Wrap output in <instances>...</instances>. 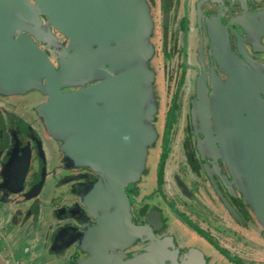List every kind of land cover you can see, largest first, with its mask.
<instances>
[{
    "label": "water",
    "instance_id": "1",
    "mask_svg": "<svg viewBox=\"0 0 264 264\" xmlns=\"http://www.w3.org/2000/svg\"><path fill=\"white\" fill-rule=\"evenodd\" d=\"M40 15L65 46L42 31ZM259 24L243 28L264 34ZM149 29L144 0H0V92L40 89L45 100L37 110L47 132L61 141L67 165L89 168L102 178L79 193L87 209L81 224L57 232L56 239L65 235L61 249L79 241L75 264H161L174 256L158 246L131 258L121 254L143 232L131 220L125 187L139 178L146 147L156 137L149 124L155 114ZM40 41L55 46L57 66ZM227 74L225 84L213 90L216 137L207 88L201 77L197 80L200 130L214 157V140L220 144L229 172L264 229V72L235 62ZM71 86L79 87L63 91ZM23 167L15 192L22 188ZM44 175L42 165L28 200L39 194ZM153 214L146 216L149 225L159 218ZM201 261L192 252L186 264ZM0 264H7L1 254Z\"/></svg>",
    "mask_w": 264,
    "mask_h": 264
},
{
    "label": "flooded vegetation",
    "instance_id": "2",
    "mask_svg": "<svg viewBox=\"0 0 264 264\" xmlns=\"http://www.w3.org/2000/svg\"><path fill=\"white\" fill-rule=\"evenodd\" d=\"M144 1L150 17V29L146 41L149 42L152 54L157 56L159 62L152 63V59H149L147 65L153 75L150 86L151 98L155 106L156 103L159 104V96L156 94L155 87L156 74L160 73L165 84H162L161 93L163 92L165 99L168 98L166 100L168 113L172 110L173 114L165 115L159 134L155 127V123L158 122V115L155 112L149 123L155 131V140L146 147L139 178L131 186L125 187L131 220L135 225L142 226L143 232L121 254H124L125 258H131L158 246L160 251L168 252L169 256L174 254L161 264H186L192 252H197L202 256V264H211L210 256L198 244L191 248L179 247L185 238L179 232L173 235L170 230L168 231L169 216L160 207L164 203L166 208L174 212L178 220L184 226L191 228L200 239L210 244L215 243L211 239L215 236L229 246L232 251H226L223 254L221 264H262L257 262V253L264 252L263 244L259 247L258 243L262 238L264 239V229L255 217L251 206L246 202L244 194L238 188L236 178L229 172L220 144L214 140L215 148L218 150V156L214 157L203 141L204 136L200 130L199 116L196 111V84L198 78L201 77L207 88L210 127L213 137H216L212 96L220 84H225L228 78L227 70L234 67L235 62H239L247 67L249 63H252L264 72V34L249 32L243 28L248 23L254 27L260 25L259 23L264 24V16L260 14L264 13V0ZM40 18L42 31L51 32L59 45L65 46L66 40L54 29L45 25L42 15ZM47 28L50 30L48 31ZM37 44L46 51L51 61L57 66L58 55L55 53V46L42 41ZM51 48L54 49L56 58L49 51ZM134 64L141 63L135 62ZM76 87L79 86H71L63 91ZM37 90L44 96L40 89L32 91ZM18 95L23 94L5 95L0 92V102ZM37 107L38 104H35L30 110L32 112L30 121L25 120L16 110H7V113L0 110V202L15 205L14 207L9 206L12 208L11 213L2 221L0 217V223L14 227L26 225L27 229L36 224L33 228L36 230L39 219L38 196L55 177L57 182L53 181L52 194L55 192L62 198L61 202H55L53 205V221L47 224L48 228H45L47 236L44 237L45 243L42 244L41 251L44 250L54 260L59 261L58 264H75L79 241L72 242L66 248L61 249L65 235L56 239L57 232L63 228L77 227L81 224L79 219L85 217L87 209L81 204L79 193L80 191L85 193L96 180L102 178L99 173L89 168L67 165L60 150L61 141L59 138L51 137L47 132ZM178 113L182 114L184 119L177 126L176 122L170 118H174ZM46 140L52 142V146L58 151L57 170L47 171L44 154V141ZM174 144L180 151V157L174 158L172 171L169 170L167 161L171 158ZM157 145V162L151 168L147 160L151 149L156 150ZM24 164L27 167L22 188L15 192L14 190L21 182L20 177ZM42 165L45 170L43 186L36 197L28 200L27 192L37 181ZM150 176H152V182L147 184ZM142 190L145 191L141 194ZM197 192L202 194V198H197ZM139 195H141V201L135 202V198ZM194 200L205 205L207 209L198 211L196 206L194 207ZM31 202L32 204L28 205ZM192 202L194 205L191 204ZM211 204L218 205L224 212L209 208ZM212 210L215 214L211 215L209 211ZM35 211L37 212L34 214ZM150 211L154 212L153 217H159L153 225L147 224L145 220ZM232 216L239 222L232 223ZM195 220L201 224L196 223ZM209 225L214 226L213 229H209ZM223 227L229 229L223 231ZM252 229L256 232L255 240L248 233H251ZM185 237L190 239L188 235ZM253 241L263 251L258 249L252 251L250 246L253 245Z\"/></svg>",
    "mask_w": 264,
    "mask_h": 264
},
{
    "label": "rangeland",
    "instance_id": "3",
    "mask_svg": "<svg viewBox=\"0 0 264 264\" xmlns=\"http://www.w3.org/2000/svg\"><path fill=\"white\" fill-rule=\"evenodd\" d=\"M59 40L61 41V38H59ZM49 51L56 58V56L54 54V49L51 48ZM156 57L157 56H155L154 53L151 54L150 59H152V61H153L152 63H156V62L159 63ZM160 62H161V60H160ZM156 70H158V69H156ZM160 76H161L160 73L156 74L157 83H156V87H155L156 94L159 96V99H158L159 104L156 103V106H155V112L158 115V122L155 123V127L157 128V131L159 134L161 133V125H162V122L164 121L165 115L166 114L167 115L173 114L172 110H170V113H168L167 103H166V100L168 98L165 99L163 92L161 93V91L163 90L162 84L163 85H165V84L162 81ZM152 86H153V84H152ZM21 94H23V95H18L16 97L11 98V99L6 98V99L2 100L0 102V106H2L0 110H2V112L4 111L5 113H7V110L8 111H10L11 109L16 110L17 112H19V114L21 116L24 117L25 120L30 121L31 116H32L31 115L32 112H30V110L32 108H34L35 104L39 105L41 102H43L45 100V97L42 94H40L38 90L37 91H31V92L29 91L26 94L25 93H21ZM167 95H168V93H167ZM181 111L183 113V110H181ZM170 119L175 121L177 126H178V124H181V122H183L184 118H182V114L178 113L177 115H175L174 118L171 117ZM156 124H157V126H156ZM178 128H180V127H178ZM172 135L170 136L171 138H172ZM48 137L51 138L52 136L51 137L48 136ZM52 145H53L52 142H48V140L44 141V151H45L44 154H45V158H46L47 171L50 169H52V170L58 169V163H57L58 159H59L57 157L58 151ZM151 150L152 151H150V154H149L150 156L148 158L149 159L148 166H150L152 168L153 163L157 162L156 158H157V154H158V145H157L156 150H155V148H152ZM178 157H180V151H178L177 147L174 146L171 158H178ZM149 171L151 172V170H149ZM50 173H53V172H50ZM54 173H56V172H54ZM54 175H52V177ZM56 177H57V175H56ZM54 180H55V177H54ZM53 181H49V183L44 187L41 194L38 196V198H39V201H38L39 219H38V224H37L36 230H33V228L35 227L36 224L27 229L25 227L26 225H24L22 227H18V226L14 227L12 225L4 226L2 223H0V239H1L0 240V254L5 259L7 264H14V260H18V262H21L24 264H58L59 263V261L54 260L53 257L51 255H49L47 252H45L44 250L41 251L42 244L40 245L42 238L47 236V232H45V228L49 227V225H47V224H50L53 221V219H52L53 205L55 204V202H59L60 199L62 198L61 195H57L55 192L52 194L51 188L53 187ZM55 181L57 182V180H55ZM149 182L150 183L152 182V176L148 177V180L146 183L149 184ZM144 191L145 190H142L141 194ZM197 198H199V199L202 198V194L197 192ZM140 199H141V195H139L138 198H135L134 201L135 202H137L138 200L141 201ZM194 202H195V205L193 202L191 204H193L194 207L196 206L195 208L198 209V211H202V209H207V207L205 205L199 204L196 200H194ZM31 204H32V202L28 203V205H31ZM136 205L137 204H135V206ZM9 206L14 207L15 205L14 204L13 205L5 204L4 201L0 202L1 221L3 219H5V217L7 215H9L11 213L12 208ZM16 206H19V205H16ZM160 207H162L168 213V216H169L168 217V231L170 230L173 235H176L179 232L185 238L184 239L185 241L181 242L179 247L191 248L192 246H197V244H198V246L200 248H202L203 251L207 255L210 256L211 264H215V263L221 264V262L223 263V254L226 251L227 252L232 251L229 248V246H227V244L225 242H222L221 240H219L215 236L211 239L215 243L217 242L216 244L215 243L209 244V243L205 242V240L200 239L196 235V233H194L191 230V228L184 226L178 220L177 215H175L174 212L168 210L164 203H162ZM209 208H212V207H209ZM36 212L37 211H35L34 214ZM209 213L212 215V214H215V211L212 210V211H209ZM199 215H201V214H199ZM190 217H191V219H193L192 215ZM30 220H31V218H30ZM231 220H233L232 223L239 222L236 219H234L233 216L231 217ZM195 222L198 224H201V222H199V221L195 220ZM213 227L214 226L211 227L209 225V229L210 228L213 229ZM227 229H229V228L228 227L222 228L223 231H226ZM251 231L253 232V229ZM185 235L190 236V239H189V237H185ZM263 242H264V239L262 238V240L258 242L259 247L262 246V244L264 246ZM187 243H190V244H187ZM239 243H241V242L239 241ZM179 247L177 246V248H179ZM220 247H222V248L220 249ZM259 247H257V243L253 241V245L250 246V249L252 251H257V249L260 251H263ZM257 262L264 264V252L263 253H257Z\"/></svg>",
    "mask_w": 264,
    "mask_h": 264
},
{
    "label": "crops",
    "instance_id": "4",
    "mask_svg": "<svg viewBox=\"0 0 264 264\" xmlns=\"http://www.w3.org/2000/svg\"><path fill=\"white\" fill-rule=\"evenodd\" d=\"M173 146H177V145H173ZM174 148V147H173ZM171 157H172V155H171ZM173 160H174V158H170L167 162H169V165H168V167H169V170H172L173 171V169H174V162H173ZM148 161H149V159L147 160V164H148ZM166 162V163H167ZM154 164H155V162L153 163V165L152 166H154ZM208 203V202H207ZM212 205V204H211ZM213 209H217V211H219V212H222L223 210H220L221 208L217 205H215L214 207H213V205L211 206ZM38 208V207H37ZM224 212V211H223ZM222 214V213H221ZM225 217V216H224ZM249 233V236L252 238V239H254L255 240V238H256V232H255V229H253V232H248ZM45 243V239H44V237L42 238V241H41V243H40V245L41 244H44ZM33 256V255H32ZM13 258V257H12ZM16 261H18V260H14V264H15V262ZM24 264V263H23Z\"/></svg>",
    "mask_w": 264,
    "mask_h": 264
},
{
    "label": "built area",
    "instance_id": "5",
    "mask_svg": "<svg viewBox=\"0 0 264 264\" xmlns=\"http://www.w3.org/2000/svg\"><path fill=\"white\" fill-rule=\"evenodd\" d=\"M15 264H23V263L16 261Z\"/></svg>",
    "mask_w": 264,
    "mask_h": 264
},
{
    "label": "bare ground",
    "instance_id": "6",
    "mask_svg": "<svg viewBox=\"0 0 264 264\" xmlns=\"http://www.w3.org/2000/svg\"><path fill=\"white\" fill-rule=\"evenodd\" d=\"M48 29V28H47ZM50 29H48V31H49Z\"/></svg>",
    "mask_w": 264,
    "mask_h": 264
}]
</instances>
